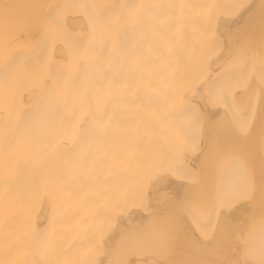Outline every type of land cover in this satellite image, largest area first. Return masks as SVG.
I'll use <instances>...</instances> for the list:
<instances>
[{
  "label": "bare ground",
  "instance_id": "bare-ground-1",
  "mask_svg": "<svg viewBox=\"0 0 264 264\" xmlns=\"http://www.w3.org/2000/svg\"><path fill=\"white\" fill-rule=\"evenodd\" d=\"M0 264H264V0H0Z\"/></svg>",
  "mask_w": 264,
  "mask_h": 264
}]
</instances>
